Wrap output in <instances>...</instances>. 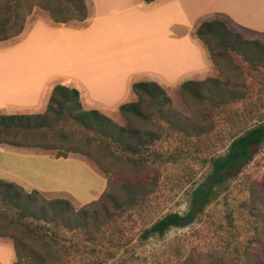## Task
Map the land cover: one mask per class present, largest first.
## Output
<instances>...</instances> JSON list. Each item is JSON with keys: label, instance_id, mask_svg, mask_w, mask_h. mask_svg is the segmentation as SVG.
Returning a JSON list of instances; mask_svg holds the SVG:
<instances>
[{"label": "rangeland", "instance_id": "374dc122", "mask_svg": "<svg viewBox=\"0 0 264 264\" xmlns=\"http://www.w3.org/2000/svg\"><path fill=\"white\" fill-rule=\"evenodd\" d=\"M18 2L19 22L12 25L16 28L8 30L11 35L0 40L2 43L17 42L38 18L52 25L81 27L92 15L90 0H83L87 16L82 21L73 17L69 1L64 2L68 7L63 11H59L57 0ZM185 2L191 9H228L242 22L217 9L203 12L200 21L221 19L243 38L264 45V30L256 32L246 25L264 26V0ZM8 4L0 0V19L11 12L6 9ZM63 16L66 21L55 20ZM256 17L263 21H255ZM105 21L98 20L84 36L93 41L112 33L117 39L120 29L113 26V21ZM18 25L22 28L16 34ZM195 26L191 35L190 28L186 29L183 46L185 56L192 57L191 46L197 49L199 45L201 62L197 69L182 74L180 80L144 71L129 81H154L162 87L165 97L158 90V98L168 100L166 115L158 112L156 106L160 105L147 96L140 104L142 117L120 113L114 97L84 94V108L98 109L116 125L136 130L127 136L129 146L86 128L65 111L52 112V87H72L61 78L52 83L47 102L39 111H0L40 115L31 120L30 127L1 129L0 140L16 141L21 145L15 146L26 150L15 159L23 165L20 172L25 178L57 190L32 188L22 181V186L16 184L22 189L16 190L19 197L0 194V237L14 244L15 264H264V142L235 176L215 185L216 196L192 223L142 237L144 230L163 215L186 212L192 191L211 171V160L224 155L233 138L264 122V59L251 62L239 52L222 48L215 39H210L208 46L196 36ZM138 39L132 38L130 43L134 45ZM104 41L107 45L112 42ZM178 57L168 48L167 58ZM206 79L224 83L223 101L214 104L209 99L198 100L180 87L185 80L198 83ZM200 90L205 93L206 84H200ZM138 98L128 90L121 102H136ZM102 180L108 185L104 187ZM32 190L38 193H33L35 200L27 207L25 193ZM40 198L65 199L76 210L84 205V219L71 213L65 221L54 219L48 208L41 212ZM0 263L8 264L3 256Z\"/></svg>", "mask_w": 264, "mask_h": 264}, {"label": "crops", "instance_id": "0c3cea01", "mask_svg": "<svg viewBox=\"0 0 264 264\" xmlns=\"http://www.w3.org/2000/svg\"><path fill=\"white\" fill-rule=\"evenodd\" d=\"M90 1L92 15L84 26L52 25L38 18L17 42L6 44L0 41V111H39L47 102L48 89L60 78L79 91L83 108L84 94L114 97L119 106L124 103L121 102L122 96L128 90L132 91L130 79L140 72H160L171 80H180L184 73L200 66L199 45L196 44L195 49L193 44L192 57H187L183 44L186 29L190 28L191 35V29L201 22L203 12L208 14L207 11L217 9L238 20L228 9L216 6L191 9L187 2L183 3L184 0ZM254 19L259 23L263 21L259 17ZM98 20H106L105 23L113 21V26L120 29L118 38L114 39L112 33L102 34L104 37H95L93 41L84 36ZM246 25L256 32L264 30V26ZM137 37L139 42L135 41L132 45L131 39ZM104 39L112 42L107 45ZM162 44H165L166 50ZM168 48L174 49L179 57L167 58ZM124 60L126 62L123 63ZM25 151L15 145H0V178L20 186L22 181H26L32 188L57 191L45 186V182L40 184L21 174L23 165L15 159L24 155ZM102 181L105 187L106 181ZM0 256L5 261L7 259L8 264H15L14 244L2 237Z\"/></svg>", "mask_w": 264, "mask_h": 264}, {"label": "trees", "instance_id": "16d2710c", "mask_svg": "<svg viewBox=\"0 0 264 264\" xmlns=\"http://www.w3.org/2000/svg\"><path fill=\"white\" fill-rule=\"evenodd\" d=\"M4 1V0H3ZM10 3L6 9H10L3 19H0V40L8 38L11 34L8 30L16 26L19 22V13L17 7L19 6L18 0H5ZM59 11H63L68 6L64 5V2H71L73 12L78 20H84L87 16L86 8L83 0H57ZM150 2L152 0H144ZM29 12V11H28ZM27 12V13H28ZM58 22L66 21V17L55 18ZM22 27L18 25L15 33H19ZM14 33V34H15ZM196 36L209 46V40L215 39L222 48H229L240 54H243L251 62H261L264 59V45L256 40H248L242 37L236 31L230 29L223 20L218 18H212L203 20L196 28ZM210 53L211 49L208 47ZM195 84V85H194ZM200 84H206L205 93L201 92ZM180 87L187 91L192 96L198 98V100L209 99L214 104H218L225 99V93L223 91L224 83L218 79H206L202 82H194L185 80L180 83ZM131 90L136 93L139 98L136 102H124L118 106L120 113L125 114L128 112L133 113L136 116H144V113L140 109V104L147 96L148 99L159 104L157 107L158 112H162L166 115L167 99H159L158 90L165 97V91L154 81H135L131 83ZM49 105L52 112L60 113L66 112L68 117L82 123L88 129H95L103 135L112 137L129 146L128 135L132 130L126 126L116 125L110 118L104 113L96 109H83L80 103V93L74 87H67L61 84H56L52 87L51 94L49 96ZM155 106V105H154ZM165 107V108H163ZM40 116L39 114L26 115V114H0V130L3 128H21L22 125L29 126L32 119ZM170 115H167L169 117ZM186 123L185 121L182 122ZM127 129V130H126ZM1 142L9 143L11 145H21L13 140H0ZM137 142L139 137H137ZM264 142V122H261L253 127L248 128L243 133L233 138L222 156H217L211 160V171L206 176L204 182L199 184L193 191L190 200L189 208L184 213L172 212L163 215L160 219L155 221L149 228L145 229L142 233L143 238H148L156 233H162L172 226H185L192 223L203 212L205 206L216 196L215 185L221 184L226 178L235 176L243 166L248 164L255 153L257 152L260 144ZM137 144V143H135ZM133 149V147H130ZM65 157V155H64ZM108 185V181L106 182ZM110 187V185H109ZM21 187L12 182H6L0 179V194H4L6 198H17L16 190L21 191ZM22 192V191H21ZM38 193L36 190H32L29 193H25L27 197L26 206L29 207L31 202L35 200L33 193ZM104 193V191H103ZM106 195V193H104ZM19 197V196H18ZM42 199V198H40ZM110 200L113 201L110 197ZM42 208V209H41ZM48 208L50 210V216L54 219L67 220L68 213L74 214L76 218L84 219L83 207L74 209L73 206L65 199L56 198L51 200L41 201L40 210ZM17 254V252H16Z\"/></svg>", "mask_w": 264, "mask_h": 264}, {"label": "bare ground", "instance_id": "6f19581e", "mask_svg": "<svg viewBox=\"0 0 264 264\" xmlns=\"http://www.w3.org/2000/svg\"><path fill=\"white\" fill-rule=\"evenodd\" d=\"M259 22V21H258Z\"/></svg>", "mask_w": 264, "mask_h": 264}]
</instances>
